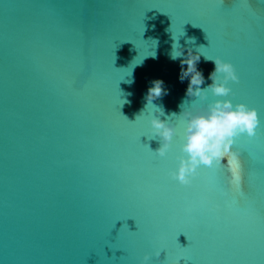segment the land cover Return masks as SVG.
<instances>
[{"label": "water", "instance_id": "water-1", "mask_svg": "<svg viewBox=\"0 0 264 264\" xmlns=\"http://www.w3.org/2000/svg\"><path fill=\"white\" fill-rule=\"evenodd\" d=\"M173 38L185 55L202 45V88L215 69L204 56L239 76L228 97L208 90L197 106L227 98L258 111L256 135L233 145L247 154L241 182L215 163L190 185L173 179L179 116L167 154L153 152L152 81H163L153 104L166 115L194 99ZM145 254L148 264H264V0H0V264H141Z\"/></svg>", "mask_w": 264, "mask_h": 264}, {"label": "clouds", "instance_id": "clouds-1", "mask_svg": "<svg viewBox=\"0 0 264 264\" xmlns=\"http://www.w3.org/2000/svg\"><path fill=\"white\" fill-rule=\"evenodd\" d=\"M173 41L170 58L176 60L183 57L180 59V79L183 81L185 78H189L186 95L194 99L191 101L190 107L185 108L184 105H181L182 111L179 115L176 113L166 115L162 106L153 104L154 100L166 93L163 81L156 79L152 81V86L148 89L145 108L149 104L156 108V112L150 114L152 136L149 139L159 137V147L152 151L161 157L167 154L176 132L172 117L179 116L183 121V143L181 146L183 154L178 157V166L170 172V175L180 184L190 185L192 179L198 175L201 165L211 167L215 163L229 168L237 167L239 152L233 149V144L236 138L242 134H246L248 137L255 136L260 119L256 108L249 107L243 102L234 105L227 98L215 99L204 107L197 106V98L201 101L207 100L208 90H211L216 97H228L232 93L228 82H238L239 76L231 62L225 61L219 56L213 58L204 56L206 60L214 62L215 69L209 76L212 83L206 88H202L204 76L197 69V63L202 54L198 49L202 45L196 49L195 53L192 48H188L187 55H185L179 39L173 38ZM189 43H193V41L190 40ZM151 56L155 58V53ZM183 65H187V68H184ZM124 103H126L125 100L121 105ZM144 110L136 119L143 114ZM125 118L127 119V117ZM242 178V174L237 172L233 181L241 182ZM160 255L161 251L155 252L157 258H160ZM149 260L150 256L145 254L141 264H148Z\"/></svg>", "mask_w": 264, "mask_h": 264}, {"label": "snow or ice", "instance_id": "snow-or-ice-1", "mask_svg": "<svg viewBox=\"0 0 264 264\" xmlns=\"http://www.w3.org/2000/svg\"><path fill=\"white\" fill-rule=\"evenodd\" d=\"M258 112V111H257ZM259 116V114H258ZM260 127V124L258 125V128ZM257 128V129H258ZM235 145V143L233 144ZM233 149L237 150L236 147H233ZM239 164L237 167H234V168H229V167H226V166H221V165H218L219 166V171L229 177L231 180L234 179V176H235V173L239 172V173H243V168H244V161H245V158H246V153L239 150ZM158 260H160L159 258H157Z\"/></svg>", "mask_w": 264, "mask_h": 264}]
</instances>
